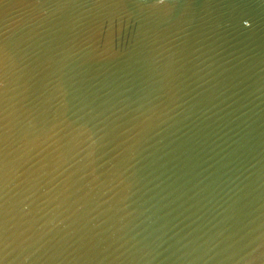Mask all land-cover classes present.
Listing matches in <instances>:
<instances>
[{
  "label": "water",
  "instance_id": "1",
  "mask_svg": "<svg viewBox=\"0 0 264 264\" xmlns=\"http://www.w3.org/2000/svg\"><path fill=\"white\" fill-rule=\"evenodd\" d=\"M0 264H264V0H0Z\"/></svg>",
  "mask_w": 264,
  "mask_h": 264
}]
</instances>
